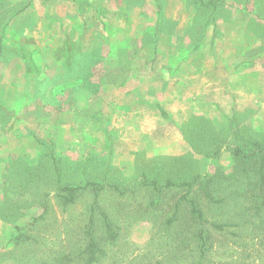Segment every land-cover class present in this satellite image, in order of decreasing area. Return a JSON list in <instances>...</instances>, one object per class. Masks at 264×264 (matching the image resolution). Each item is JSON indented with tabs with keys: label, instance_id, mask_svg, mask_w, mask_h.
Listing matches in <instances>:
<instances>
[{
	"label": "rangeland",
	"instance_id": "374dc122",
	"mask_svg": "<svg viewBox=\"0 0 264 264\" xmlns=\"http://www.w3.org/2000/svg\"><path fill=\"white\" fill-rule=\"evenodd\" d=\"M12 1L16 2L15 11H0V72L4 59L19 54L26 58L28 70L38 75L39 86L29 93L35 95L40 116L38 130L32 131L49 145L43 149L47 153L53 149L56 156L41 157L38 170H30L24 162L20 165L18 158H4L8 165H16L4 175L11 197L20 202L21 226L17 227V239L0 249V264H86L83 249L89 242L91 215L92 233L99 246L91 264H264V223L260 224L253 209L242 211V220H250L244 225L242 222V227L215 229L205 224L208 249L201 256V225L186 198L194 199L209 222L224 223L234 214L226 205L209 203L198 183L190 191L177 185L206 172L214 175L217 184L222 183L225 175L239 167L232 154L234 146H244L246 137L264 145V87H242V107L232 109L231 118H242V140L235 136L240 129L234 122L213 128L198 118L183 126L182 138L175 122L176 113L182 109L168 96L165 106L150 109L148 127L151 132L157 128L159 138L157 133L152 134L153 146L145 150L141 147L143 140L136 137V153L127 162L128 140H117L112 133L106 99L109 93L105 90L121 77L126 80L127 68H134L139 73L135 80L143 82L144 70L157 67L158 29L154 27L153 4L158 0H55L54 4L52 0ZM2 8L5 6L0 5ZM95 22L100 40L93 36ZM253 49L263 52L256 64L264 67V36ZM145 55L150 58L146 60ZM172 70L167 64L168 74ZM61 74L67 82L61 80ZM78 77L91 87L102 85L104 91L98 93L102 99L95 100L100 107L86 106L82 125L75 108L66 116L63 111L67 109L56 111L59 116L55 120L61 124L70 121L80 125L72 130L75 139H68L66 147H60L52 129L46 128L45 117L51 116L47 110L55 107L60 96L66 97L65 88L77 87L71 80ZM6 80L0 73V81ZM168 80L173 87L175 75L169 74ZM7 85L2 93L10 99L12 92ZM102 110L108 116L100 118ZM60 136L68 138L69 134ZM168 179L171 186H165ZM89 181L101 186L95 205L90 189L83 190L68 205L55 196L58 185L80 186ZM45 193H49L47 210L39 216ZM104 216L115 232L111 239ZM35 217L34 224L27 225Z\"/></svg>",
	"mask_w": 264,
	"mask_h": 264
},
{
	"label": "crops",
	"instance_id": "0c3cea01",
	"mask_svg": "<svg viewBox=\"0 0 264 264\" xmlns=\"http://www.w3.org/2000/svg\"><path fill=\"white\" fill-rule=\"evenodd\" d=\"M54 1H50L51 4ZM15 4L12 0H0V5L5 6L0 11H15ZM153 8L156 12L154 27L158 29L157 67L149 66L144 70L146 80L143 82L135 80L134 76L139 73L134 68L133 71L127 68L126 80L121 77L105 90L109 93L106 99L109 100L112 133L117 140H128L130 153L127 162L136 153L135 144H139L134 143L136 137L143 140L141 147L145 150L153 146L150 140L152 134L157 133L159 138V130L154 128L151 132L148 127L150 109L165 106L168 96L175 99L182 109L175 118L181 136L184 134L183 126L198 118L213 128L234 122L240 129V134H236L242 138V118L236 121L231 118L232 109L237 105L242 107V87H264V67L256 64L258 59L262 60L263 52L253 49L264 36V0H158ZM91 25L93 27V23ZM94 28V39L100 40L96 22ZM168 44H171L170 49ZM148 58L150 56L145 59ZM4 60L0 73L8 80L0 81V114L6 115H0V249L9 246L17 227L21 226L20 202L11 197L4 175L6 171L16 169V165H8L4 158H18L16 160L20 165L24 162L30 170H38L40 158L50 155L43 149L49 145L42 143L43 139L34 133L40 121L39 106L34 100L35 95L31 93L30 96L29 93L39 86L38 75L28 70L26 58L19 54ZM167 64L173 67L169 73L170 76L172 73L175 75L173 87L168 84ZM64 76L61 74V80H66ZM71 81L77 87L65 88L64 103L57 101L54 106L68 110L63 111V116L75 108L76 114L82 117V125L88 112L84 108L100 107L95 100L102 99L98 93L104 90L101 82L100 87H91L83 77ZM7 84L12 92L10 99L2 93L3 89L7 90ZM69 91H74V94L68 96ZM78 93L84 95L81 97ZM58 96L60 94L55 97ZM55 97L51 98L54 100ZM68 97L70 105L66 102ZM28 107H31L29 112L26 110ZM50 107L51 116L45 117L46 128L52 129L60 147H66L67 140L74 138L72 130L77 129L78 123L70 124L69 121L61 124L55 120L59 116L57 108ZM99 114L100 118L108 116L103 110ZM118 124L120 128L116 127ZM60 133H68L69 136L63 138ZM116 149L114 145V157Z\"/></svg>",
	"mask_w": 264,
	"mask_h": 264
},
{
	"label": "trees",
	"instance_id": "16d2710c",
	"mask_svg": "<svg viewBox=\"0 0 264 264\" xmlns=\"http://www.w3.org/2000/svg\"><path fill=\"white\" fill-rule=\"evenodd\" d=\"M74 91H69L67 93L68 96H72ZM61 96L58 98V101H62ZM69 100V97L67 98ZM45 108V105L43 106ZM42 107V108H43ZM57 108V106L55 107ZM54 108V109H55ZM55 110H64L63 107H59ZM48 111V110H47ZM236 138H240L237 134ZM242 140V138H240ZM244 146H234L232 148V154L236 157L239 162V167L234 170L233 173L225 175L223 182L217 184L215 181L214 175H211L209 172L204 174H196L193 176L191 181H183L177 185L184 186L190 191L193 185H200L202 188V192L204 196L208 199V202L211 204L228 206L230 212L234 214V218L229 221H225L224 223H215L209 222L204 217L202 211L198 208L194 199L186 198L187 195H182V198H186L191 212L196 217L197 221L201 225L199 236V251L201 256L208 249V240L209 234L205 232V224L209 223L215 229H222L225 226L229 225H239L242 227L245 223H250L249 219L242 220V211H250L253 209L254 215L259 220L260 224L264 223V145L259 142L253 140L252 138L246 137L244 138ZM50 149V155L54 156V150ZM55 161V159H54ZM254 162L255 165L252 166L251 162ZM55 163V162H54ZM59 184V178H58ZM152 186H155V183H151ZM173 183L169 180L165 182V186H171ZM101 186L97 182H86L84 185L80 186H59L57 187L59 193H56L55 196L58 197L60 202L64 205H68L72 203L77 195H79L83 190L90 189L94 192V200L93 204H97V191ZM49 193H45L43 196V200L41 201L39 208L41 209V213L39 216H42L46 213V198ZM92 215L89 218L90 225L88 227L87 233L90 236L88 245L85 246L83 252L87 253V263L91 264L96 259V253L99 250L98 242L92 233ZM38 219L35 217L30 223L27 225H33L34 222ZM104 226L107 231L108 238H112L114 236V231L112 230V226L110 221L104 216ZM18 234V233H17ZM18 237V235H17ZM15 236V238L17 239Z\"/></svg>",
	"mask_w": 264,
	"mask_h": 264
}]
</instances>
